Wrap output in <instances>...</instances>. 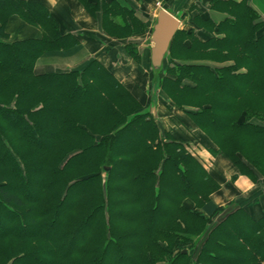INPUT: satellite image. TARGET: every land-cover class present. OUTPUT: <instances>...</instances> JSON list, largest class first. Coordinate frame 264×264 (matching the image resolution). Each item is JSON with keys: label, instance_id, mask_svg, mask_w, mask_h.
<instances>
[{"label": "trees", "instance_id": "trees-1", "mask_svg": "<svg viewBox=\"0 0 264 264\" xmlns=\"http://www.w3.org/2000/svg\"><path fill=\"white\" fill-rule=\"evenodd\" d=\"M80 1L113 37L146 30L118 2ZM212 7L227 16L190 17L153 71L205 134L186 140L96 58L37 73L83 44L43 0H0V264H264V217L216 204L220 183L186 146L264 177V20L247 1ZM15 14L42 36L9 41Z\"/></svg>", "mask_w": 264, "mask_h": 264}, {"label": "crops", "instance_id": "crops-1", "mask_svg": "<svg viewBox=\"0 0 264 264\" xmlns=\"http://www.w3.org/2000/svg\"><path fill=\"white\" fill-rule=\"evenodd\" d=\"M43 1L60 22L62 31L71 33L78 38L83 44V48L72 56L40 58L35 67L37 73L79 68L96 58L116 75L150 114H163V122L169 123L172 127L175 126V123H184L185 127L178 128L177 134L186 140L193 135L203 138L205 134L180 109L169 106L168 99L160 88L156 89V95L161 96L162 103L158 101L153 106L151 101L150 89L153 87V71L155 69L151 61L152 42L150 38L160 11L157 2H160L168 12L179 18L178 29L189 26L186 22L197 14L210 17L215 23L224 19L227 14L212 7L213 3L217 1H247V4L259 14L260 19L264 20V9L259 7L257 0H89L101 3L118 2L124 7L133 9L135 15L146 24L143 34L122 39L113 37L104 31L101 11H97L93 15L90 14L80 0H55V3L52 0ZM6 32L9 41L40 38L43 33L41 28L27 23L17 14L9 19ZM195 34L202 40L207 39L209 35L206 27H196ZM129 43L134 46L137 57L127 52L125 47ZM157 121L159 122V120ZM160 122L164 124L162 121ZM210 153L212 152H207V156H211ZM217 157V159L213 158L211 173L220 183V188L211 194L213 201L226 209L244 207L256 219L264 217V177L257 176V179L253 180L250 176L239 173L223 154ZM246 182H250L253 187L247 188ZM217 200L220 202H216Z\"/></svg>", "mask_w": 264, "mask_h": 264}, {"label": "water", "instance_id": "water-1", "mask_svg": "<svg viewBox=\"0 0 264 264\" xmlns=\"http://www.w3.org/2000/svg\"><path fill=\"white\" fill-rule=\"evenodd\" d=\"M178 28L179 20L167 10L161 9L156 17L150 38L152 42L151 61L155 70L161 68Z\"/></svg>", "mask_w": 264, "mask_h": 264}, {"label": "rangeland", "instance_id": "rangeland-1", "mask_svg": "<svg viewBox=\"0 0 264 264\" xmlns=\"http://www.w3.org/2000/svg\"><path fill=\"white\" fill-rule=\"evenodd\" d=\"M174 1H177V0H174ZM63 70H65V69H63ZM157 88H160V87H159V83H158V76L155 73L153 75V87H151V89H150L151 101H152V105L153 106L156 105L158 103V101H159V103H162L161 96L159 97V96L156 95V89ZM152 89H153V91H152ZM162 115L163 114H161V115H159V114L152 115L151 114V117L153 118V120H156L157 119V120H159V122L160 121L163 122ZM165 116L167 117V114H165ZM159 122L157 121V123H159ZM167 124H166V122L164 124H162L161 122L159 123L161 129L162 130H165V131H167L168 129H171L172 128V125H169V123H167ZM166 138H167V136H166ZM186 146H187V150L190 153L199 156V158L202 160V163L204 165V168L208 171V173H210L211 170H212V168H213V163H214V159L213 158H216L217 159L218 158L217 156L222 154L221 152H216V153L215 152H212V153H210L211 156H207V152H210V151L208 149H205V150L202 149L199 144H191V145H186ZM257 191H259V190H257Z\"/></svg>", "mask_w": 264, "mask_h": 264}, {"label": "clouds", "instance_id": "clouds-1", "mask_svg": "<svg viewBox=\"0 0 264 264\" xmlns=\"http://www.w3.org/2000/svg\"><path fill=\"white\" fill-rule=\"evenodd\" d=\"M53 3H55V0H52ZM257 3L259 5V7H261L262 9H264V0H257ZM247 183V188H251L253 187V185L250 182H246ZM247 190V189H245ZM216 202H220L219 200H217Z\"/></svg>", "mask_w": 264, "mask_h": 264}, {"label": "built area", "instance_id": "built-area-1", "mask_svg": "<svg viewBox=\"0 0 264 264\" xmlns=\"http://www.w3.org/2000/svg\"><path fill=\"white\" fill-rule=\"evenodd\" d=\"M161 3L160 2H157V5H160ZM203 149V148H202ZM205 150V149H204Z\"/></svg>", "mask_w": 264, "mask_h": 264}]
</instances>
